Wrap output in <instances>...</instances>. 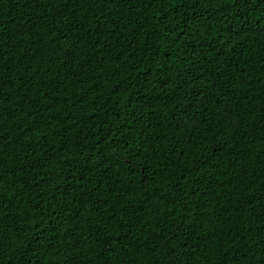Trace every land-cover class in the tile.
<instances>
[{"label": "trees", "instance_id": "obj_1", "mask_svg": "<svg viewBox=\"0 0 264 264\" xmlns=\"http://www.w3.org/2000/svg\"><path fill=\"white\" fill-rule=\"evenodd\" d=\"M0 264H264V0H0Z\"/></svg>", "mask_w": 264, "mask_h": 264}]
</instances>
